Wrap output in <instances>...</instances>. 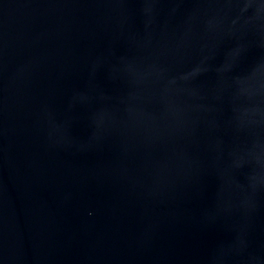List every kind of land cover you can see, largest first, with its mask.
I'll use <instances>...</instances> for the list:
<instances>
[{
	"label": "water",
	"instance_id": "obj_1",
	"mask_svg": "<svg viewBox=\"0 0 264 264\" xmlns=\"http://www.w3.org/2000/svg\"><path fill=\"white\" fill-rule=\"evenodd\" d=\"M0 264H264V0H0Z\"/></svg>",
	"mask_w": 264,
	"mask_h": 264
}]
</instances>
